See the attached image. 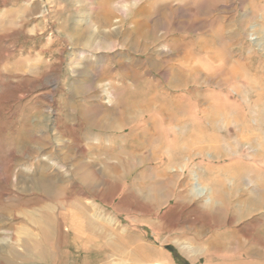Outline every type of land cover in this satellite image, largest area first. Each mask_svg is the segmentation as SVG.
<instances>
[{
	"label": "rangeland",
	"instance_id": "obj_1",
	"mask_svg": "<svg viewBox=\"0 0 264 264\" xmlns=\"http://www.w3.org/2000/svg\"><path fill=\"white\" fill-rule=\"evenodd\" d=\"M263 190L264 0H0V264H259ZM48 199L110 232L40 235Z\"/></svg>",
	"mask_w": 264,
	"mask_h": 264
},
{
	"label": "bare ground",
	"instance_id": "obj_2",
	"mask_svg": "<svg viewBox=\"0 0 264 264\" xmlns=\"http://www.w3.org/2000/svg\"><path fill=\"white\" fill-rule=\"evenodd\" d=\"M124 1V0H123ZM129 35V34H128ZM104 41H102L103 43ZM93 44V43H92ZM132 45V44H131ZM125 72V71H124ZM115 75V74H114ZM112 76V75H111ZM115 79V78H114ZM116 81V80H115ZM176 81V80H175ZM179 84V83H178ZM108 85V83H107ZM107 89V87H106ZM136 108V107H135ZM133 110H131V112L128 110L126 111L125 115H123L124 117H130L131 113ZM117 121H115L113 119V122L111 123V127L112 126H118ZM115 124V125H114ZM181 145V144H180ZM179 145V146H180ZM181 147V146H180ZM127 159H125L124 161H120L121 165H125L127 166L128 164L133 162V151L130 150L127 154ZM48 163V162H47ZM46 165V163H44V166ZM79 165H77L76 167H78ZM80 170V169H79ZM167 172V168L164 167L161 171L157 172L156 179H154V183H155V189H156V197L158 196L159 199L164 198L165 196H167V190L165 185L166 183L170 184V181L175 182L174 179L176 178V176L178 175V173H172L169 174L166 173ZM183 172V171H182ZM162 177V178H160ZM167 179H166V178ZM35 179V178H34ZM82 179L84 182H87L89 179V175H87L86 173L84 175H82ZM35 184H41L44 186H48L50 184V182L52 183V181H47L44 177H39L37 178L35 181H33ZM80 182V180L78 181ZM20 183H26V181L22 178L20 180ZM82 183V182H81ZM184 183V182H183ZM195 183V182H194ZM185 186L188 184V180L185 181ZM30 186V185H29ZM214 186H215V191L217 193L220 194V191H232L231 192V197L234 196L236 193L234 192V189H237L236 187L238 186L237 184L235 186H228L225 183V178L224 177H218L217 180L214 181ZM31 187V186H30ZM38 187V186H37ZM36 187V188H37ZM45 187V188H46ZM26 188V187H24ZM239 188V187H238ZM196 189V188H195ZM198 189V188H197ZM66 188H62L61 192H65ZM228 190V191H227ZM202 189L199 191L202 193ZM219 191V192H218ZM241 191V190H240ZM22 192V191H21ZM200 193V194H201ZM179 197H186V193L184 191H182L181 193H179ZM254 199V198H253ZM260 204L264 201V190L263 193L260 196ZM246 198L241 197L238 199V202L241 203L242 207L243 204L245 203ZM58 199H48L47 202H40L38 203L35 207H32V209H28L27 207H25V209L20 211V214L23 216L24 220H28L30 222V224L33 226L34 229L38 230L40 235L41 234H45L46 230L52 226V224L55 222V219L60 218L61 223H60V230L64 231V229H69L68 231H70L71 233V237H70V243L71 244H76L78 245V247H84V242L87 240L89 234L91 232H96L98 231V227H101V233L99 234L100 238H102L103 236L108 235V233L110 232L109 230H105L104 231V227L102 225L98 226L96 224H94V222L90 221L86 215V213L79 207V210L75 208L74 204H71L69 202L65 203L67 205H64L66 207H64L63 209H58ZM249 202V201H248ZM231 204V203H230ZM226 209H230V211H233L234 213H238V211L235 209V206H231L229 207L227 204H225ZM240 205V204H239ZM229 207V208H228ZM242 207L240 208V210H243ZM54 209L56 211V213L54 212ZM42 214H45V216L43 217ZM40 216V217H39ZM109 222V221H108ZM63 226V227H62ZM63 229V230H62ZM108 231V233H107ZM33 232V231H32ZM30 230L26 229L25 230V235L29 236L32 233ZM63 233V232H62ZM62 235V234H61ZM60 240V239H59ZM54 243V242H53ZM211 244L214 246V249H219V247L223 246L222 242H219L215 239H212ZM107 248H109L110 250L113 251H118V252H124L123 254L127 255L130 253V251L124 250V251H120V249H118V245L112 242H108ZM76 248V247H75ZM138 248V247H137ZM134 249H136V246L134 247ZM140 249V248H139ZM132 250V249H131ZM137 250V249H136ZM134 250V251H136ZM141 251V250H140ZM219 253V252H218ZM214 256V255H213ZM136 257V256H135ZM141 257V256H140ZM129 258V257H128ZM130 259V258H129ZM142 259V258H141ZM131 260V259H130ZM132 264V263H131ZM259 264H264L263 261H260Z\"/></svg>",
	"mask_w": 264,
	"mask_h": 264
},
{
	"label": "trees",
	"instance_id": "obj_3",
	"mask_svg": "<svg viewBox=\"0 0 264 264\" xmlns=\"http://www.w3.org/2000/svg\"><path fill=\"white\" fill-rule=\"evenodd\" d=\"M174 256H175V258H176V259H178V256H177V254H176V253H174ZM180 264H188V263H187V262H185V261H181V262H180Z\"/></svg>",
	"mask_w": 264,
	"mask_h": 264
},
{
	"label": "crops",
	"instance_id": "obj_4",
	"mask_svg": "<svg viewBox=\"0 0 264 264\" xmlns=\"http://www.w3.org/2000/svg\"><path fill=\"white\" fill-rule=\"evenodd\" d=\"M176 82H177V84H178V83L180 84L181 80H178V81H176Z\"/></svg>",
	"mask_w": 264,
	"mask_h": 264
}]
</instances>
